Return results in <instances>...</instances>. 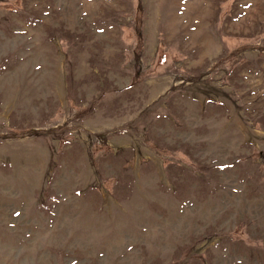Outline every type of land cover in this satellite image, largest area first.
Here are the masks:
<instances>
[{
  "label": "rangeland",
  "instance_id": "1",
  "mask_svg": "<svg viewBox=\"0 0 264 264\" xmlns=\"http://www.w3.org/2000/svg\"><path fill=\"white\" fill-rule=\"evenodd\" d=\"M0 264H264V0H0Z\"/></svg>",
  "mask_w": 264,
  "mask_h": 264
},
{
  "label": "bare ground",
  "instance_id": "2",
  "mask_svg": "<svg viewBox=\"0 0 264 264\" xmlns=\"http://www.w3.org/2000/svg\"><path fill=\"white\" fill-rule=\"evenodd\" d=\"M223 125V124H222ZM238 129V128H237ZM218 131V130H217ZM234 132V131H233ZM225 133V132H224Z\"/></svg>",
  "mask_w": 264,
  "mask_h": 264
}]
</instances>
